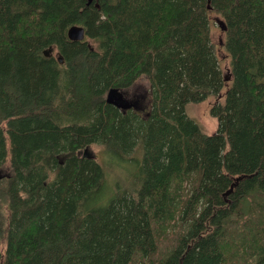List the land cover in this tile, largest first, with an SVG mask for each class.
Returning <instances> with one entry per match:
<instances>
[{"label":"trees","instance_id":"trees-1","mask_svg":"<svg viewBox=\"0 0 264 264\" xmlns=\"http://www.w3.org/2000/svg\"><path fill=\"white\" fill-rule=\"evenodd\" d=\"M140 77L147 113L108 100ZM145 261L264 264V0H0V262Z\"/></svg>","mask_w":264,"mask_h":264},{"label":"rangeland","instance_id":"rangeland-1","mask_svg":"<svg viewBox=\"0 0 264 264\" xmlns=\"http://www.w3.org/2000/svg\"><path fill=\"white\" fill-rule=\"evenodd\" d=\"M211 18L212 21L217 20V17L214 15H212ZM213 24L214 25H212L211 29V39L216 47V55L218 57V63L222 70V74L227 77L229 74L228 59L225 58L223 49L218 45L221 40V32L218 27L215 26L219 24L218 22H214ZM55 53L56 50L54 49L52 54L55 56ZM150 95V84L148 79L146 77H140L126 90L110 91L108 93V100L114 102L122 111L127 108H139L136 107V105H139L140 109L143 111L142 114H145L149 107L148 101ZM216 100L217 99L214 95H209L200 102L188 103L185 106L186 115L197 122L207 134L214 133L217 128V120L210 113V106ZM87 150L94 156V160L105 170L107 180H111L112 182L116 181L114 183L116 187L117 185H123L122 183L128 180V177L132 172V168L129 165L120 164L104 155L102 148L98 145H90ZM108 176L110 177L109 179ZM109 191H111V189ZM3 211L4 215H6L5 205L3 206ZM160 241H166L164 234L161 236ZM158 250L160 251L159 248ZM145 263L147 264L146 261Z\"/></svg>","mask_w":264,"mask_h":264},{"label":"water","instance_id":"water-1","mask_svg":"<svg viewBox=\"0 0 264 264\" xmlns=\"http://www.w3.org/2000/svg\"><path fill=\"white\" fill-rule=\"evenodd\" d=\"M221 24V23H220ZM222 28H223V24L220 25ZM67 37L70 39V40H75V41H81L83 40L84 38V29L83 27L79 26V25H72L70 26L68 29H67ZM219 43L221 44V40L219 41ZM53 50H54V47H48L47 49H45L43 51V55L45 56H51L53 55ZM55 55H57V52L55 53ZM58 61L61 62L62 59L61 57L58 56ZM241 177H238L235 179V183L240 179ZM232 189V186L230 187V189L228 191H231ZM227 193V192H226ZM0 264H4L2 262H0Z\"/></svg>","mask_w":264,"mask_h":264}]
</instances>
